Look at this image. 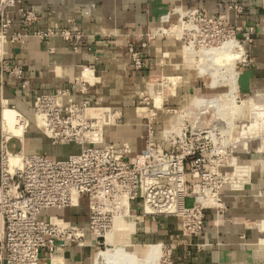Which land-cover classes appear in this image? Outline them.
<instances>
[{"label":"crops","instance_id":"0c3cea01","mask_svg":"<svg viewBox=\"0 0 264 264\" xmlns=\"http://www.w3.org/2000/svg\"><path fill=\"white\" fill-rule=\"evenodd\" d=\"M16 1L9 11L12 24L8 33L18 34L21 39L4 45V58L9 67H22L23 78L4 72L0 65V94L3 109H14L30 120L31 126L22 137L26 149L52 158H65L79 151L75 144H52L34 127L32 100L35 92L62 90L78 100L81 83L87 86L92 114L106 122L104 145L127 144L132 154L141 152L150 131L152 140L159 142L162 130L172 123V118L167 117L168 108L182 102V96H178L189 84L176 85L172 98L161 107L145 103L144 114H139L136 107L140 91L148 88L146 81L153 75L184 74L187 80L196 76L188 69H180V41L173 35H155L150 39L161 17L175 8L205 9L222 25L235 29L249 58V63L237 71V92H264V0ZM233 5L241 6L242 13H236ZM19 6L31 10L37 20L25 25L16 12ZM48 29L57 33L46 38L37 36L36 33ZM247 35L251 43L245 38ZM130 46L139 51L145 67H134ZM176 91L178 95L173 99ZM263 141L251 154L246 146L243 148L247 155L237 154L244 165H238L235 156L231 159V175L222 196L224 209L206 211L198 236L183 233L173 217L153 220L138 216L115 225L113 244L130 248L141 258L148 254L150 245L159 244L163 251L169 247L170 264H264V149L259 150L264 148ZM132 213H138L136 207ZM44 215L83 225L87 221L86 202L69 209H52ZM96 253V248L87 245L72 247L56 258L67 264H95Z\"/></svg>","mask_w":264,"mask_h":264},{"label":"built area","instance_id":"2783aa9c","mask_svg":"<svg viewBox=\"0 0 264 264\" xmlns=\"http://www.w3.org/2000/svg\"><path fill=\"white\" fill-rule=\"evenodd\" d=\"M16 3L0 0V65L4 72L23 78L22 67H9L4 58V45L21 39L8 33L12 24L9 11ZM233 9L238 14L243 11L238 5ZM16 12L25 25L37 20L25 7H17ZM56 33L48 29L36 34L46 38ZM60 34L68 38L65 32ZM162 34H172L188 46H194L198 38L212 46L232 37L244 53L237 61L238 70L249 63L235 29L222 25L205 9H173L161 17L150 39ZM245 38L251 43L249 35ZM129 52L136 69L146 66L139 51L130 46ZM223 74L226 82L228 71ZM79 94L78 100L67 90L33 94L34 127L54 145L79 146V151L65 158L26 149L22 137L31 123L19 112L16 122L22 127L21 137L5 133L0 94V264H67L56 256L72 247L88 245L98 252L117 247L107 241V236L113 237L118 222L138 216L153 220L173 217L183 233L196 237L203 230L206 211L224 209L223 189L230 177L226 168L236 147V142L226 138L224 127L205 125L199 118L188 120L186 113L179 114L162 130L159 142L152 140L150 131L145 148L132 154L127 144L104 145L106 122L92 114L84 83ZM11 138L20 140L13 163L7 147ZM82 201L86 202L87 216L83 225L44 215L52 209L76 207ZM134 207L138 213H132ZM164 252L166 257L162 255L160 261L170 264V248Z\"/></svg>","mask_w":264,"mask_h":264},{"label":"rangeland","instance_id":"374dc122","mask_svg":"<svg viewBox=\"0 0 264 264\" xmlns=\"http://www.w3.org/2000/svg\"><path fill=\"white\" fill-rule=\"evenodd\" d=\"M166 28H168V26H165ZM179 30H177L178 33ZM166 33H170L169 30H166ZM165 35V34H164ZM169 35V34H166ZM172 35V34H170ZM192 40V39H191ZM198 41H194L195 45H191L190 44V48L193 49L194 54L193 56H188L187 52L185 51L186 47L188 46V43H185V45H183V42H180V48L179 51L181 53V59H180V69L182 70L183 68H185L186 70L188 69L189 72H194L196 74V76L192 75L190 78L188 76V80L186 79V77L184 76V74H180V76L182 77H174V75L168 74V73H164L163 75H153L152 77H150L151 79H148V81H146L148 83V88L145 90L140 91V94L138 95L139 100L136 102V107H138V113L139 114H144L146 113L147 109L144 108V104L145 103H149L150 105L154 106L155 108H158L157 105H155V100L154 97L156 94H161L162 97V102L160 104L159 107L162 106V103L165 100H170L171 94L174 93L175 91V86L176 85H185V82H187V84H189V88L187 90H185L184 92H182L183 94L178 96L181 97L180 99L182 100V102H178L177 104L173 105L172 107H169L168 113H167V117H171L172 122L175 121V118H177V116L179 114H181L182 116L184 115V113H186L184 115L185 119L191 120V119H201L203 120L205 125H218L221 127L225 128L226 131V138L228 140H230L231 142H236V147L231 151V159L235 156H237V154H239L240 152L244 153V151H246L243 147H244V142L246 143V147L248 148V152L251 154L252 153V149H254V151L258 148V142L260 140H264V134H262L259 137H254V138H244L241 135V132L251 124V122H253L254 120L257 122H260V118L259 117H251L245 114H242V112H238V111H234L232 109V105L230 103V100L232 101V99L234 100L233 105L235 104L236 106H241V103H245V108H249V104L248 101L249 99H252L254 97L255 94L258 93H262L264 94V92H256V93H252L249 94L247 96L245 95H241L237 92L236 89V93L234 94V97L232 98V96H230L229 93V88H228V84H226L227 82H229V80L233 77L230 78V73H228V78L227 82H224V72L226 71H232V74H234V77L237 76V71L240 64H238L237 61L241 60L243 58V49L241 47V45L236 41L233 40V38L231 37L230 39L226 40V41H232L235 43L234 46H232L230 48V52H232L233 50V55L235 54L234 52H237L235 54V56H232V58H238L236 61H234L235 63H227L224 64L223 62H214L213 65H210V67L208 68L209 70H211V73L209 74H204L202 75L199 72L198 69V64H200V62L202 61V59L204 58V55H202L201 53L199 54L200 49H210V48H217L219 47L221 44L218 43H214L212 44V46L210 45H206L205 43L202 42V39L198 38L196 39ZM233 48V49H232ZM241 50V51H240ZM198 52V54H197ZM242 52V53H241ZM238 55V56H237ZM200 57V58H199ZM241 57V58H240ZM237 62V64H236ZM229 64V65H228ZM232 65V66H230ZM231 68V69H230ZM230 69V70H229ZM187 70V71H188ZM183 71V70H182ZM198 75V76H197ZM172 76V77H171ZM172 79L171 81H168L169 79ZM180 78V79H179ZM182 78V79H181ZM179 79V80H178ZM171 82L170 86L168 87V84L166 83ZM214 82V83H213ZM215 85H213V84ZM236 83V82H235ZM175 84V85H174ZM186 84V85H187ZM212 84V85H211ZM215 86V87H214ZM237 85H235L236 87ZM237 88V87H236ZM178 89V87H177ZM162 90V91H161ZM160 91V93H159ZM178 93L176 91L175 93V97L173 99H176ZM202 99L205 100V104L202 103V107L198 104V101ZM211 101V100H219V103H222L223 107H222V111L223 112H227V121L228 123L226 124L225 122H223V120L218 119L216 116H214L215 112L213 110V107L209 106L207 104L206 101ZM255 103V102H254ZM207 104V105H206ZM204 105V106H203ZM204 108V109H203ZM255 108V107H254ZM167 109V108H166ZM175 110V112H174ZM233 110V112L231 111ZM233 113V114H232ZM240 113V114H238ZM242 114V115H241ZM231 120V124L229 123ZM230 124V126H229ZM16 138H12L11 141L8 142V149L11 152H15L17 150H19L20 148V143L15 140ZM260 139V140H259ZM264 142V141H263ZM260 143V142H259ZM34 145H38V142H34L32 143ZM264 146V144H263ZM264 148H262V146L259 148V150H262ZM243 155V154H242ZM244 155H247L244 153ZM249 155V154H248ZM254 155V154H252ZM238 159V165H244L245 163H243L242 161H240L241 159L236 157ZM230 167L226 168V172L228 173V175H231V171L229 170ZM227 185L224 187L223 189V193L226 189ZM153 246V245H150ZM117 247H114L112 249H115ZM124 250V251H123ZM131 250L130 248L125 249L124 247H119L118 252L121 253H117V257L116 258H112L110 263L108 264H145V262L143 261L144 258L138 257L135 253L129 251ZM160 250H161V256L163 255V250L160 246ZM117 252V251H116ZM123 252V254H122ZM167 253V252H166ZM166 253L164 252V258L166 257ZM135 254V255H134ZM160 256V258H161ZM161 259H159L160 261ZM169 260L171 263V257L169 255ZM160 264H168L169 262L167 261V263H163V262H159ZM156 263V264H158Z\"/></svg>","mask_w":264,"mask_h":264},{"label":"bare ground","instance_id":"6f19581e","mask_svg":"<svg viewBox=\"0 0 264 264\" xmlns=\"http://www.w3.org/2000/svg\"><path fill=\"white\" fill-rule=\"evenodd\" d=\"M234 45H235V43L232 42V41H224L217 48L215 47V48H210V49H206V50L205 49H202V50L200 49L199 54L201 53L202 55H204L205 59H202L200 64H198L199 72L202 75L211 73V70H209L208 68L210 67V65H213L214 62L215 63L216 62H223L226 65H227L226 62L232 63V64L235 63L234 61H236L239 57L236 59L235 57L232 58V56H235V54L237 52H234L235 53L234 55H233V50H232V52H230V48L232 46H234ZM185 51L187 52L188 56L195 55L193 49L190 48V45H189V47L185 48ZM197 54H198V52H197ZM230 66H232V65H230ZM232 71L230 70L228 73H230V75H231L230 78L232 76L233 77L229 80V82H227V81L226 82H227L228 88H229V93L228 94L230 96H232V98H233L234 94L236 93V89H237L236 87L237 86L235 87V85H236V83H235L236 82V77H234V74H232ZM172 79L170 78L168 81H171ZM166 84H168V87H169L171 82H169V83L167 82ZM213 85H215V84H213ZM159 93H160V91H159ZM154 100H155V105H157L159 107L161 102H162L161 101L162 100L161 94L160 95L156 94L155 97H154ZM247 101H248V104L250 105L249 108H245V103H241L242 104L241 106H236L235 104L233 105V103H234L233 99H232V101L230 100L231 104H229V105H232V109L234 111H238L240 113L242 112V114H245V116L248 115V116H251V117H259L260 118V122H257V121L254 120L253 122H251V124L249 126H247L241 132V134H242L241 136L244 137V138L259 137L262 134H264V94H262V93L255 94L252 99H249ZM206 102H207V104L209 106L213 107V110L215 112L214 116H216L218 119L223 120V122H225L227 124L228 123V121H227V119H228L227 118V112H223L221 110L222 107H223L222 106L223 104L219 103V100H211V101L209 100V101H206ZM202 103L205 104V100L200 99L198 101V104L201 107H202V105H201ZM233 110H231V111L233 112ZM240 113H238V114H240ZM16 116H17V111H15L14 109H10V108L2 109L3 130H4L5 133L10 132V133L14 134L15 136H20L21 137L22 127L17 125ZM229 123L231 124V120H230ZM230 124H229V126H230ZM11 140H12V138L9 141H11ZM15 140H17L18 142L20 141L18 138H16ZM243 144H244V146H246L245 142ZM8 152H9L10 161H11V163H13L15 161V158H16L15 154H16L17 151L11 152L8 149ZM107 241L108 242H111V241L113 242V238L108 235L107 236ZM118 249H119V247H117L115 249L108 248L106 250L99 251L98 253L95 254L94 263L95 264H108V263H110L112 258L114 259V258L117 257V253H121V252H118ZM122 254H123V252H122ZM160 254H161V250H160V245L159 244H155L153 246H150L149 247V252L144 257L143 261L145 262V264H156V263H158V261L160 259V256H161Z\"/></svg>","mask_w":264,"mask_h":264}]
</instances>
